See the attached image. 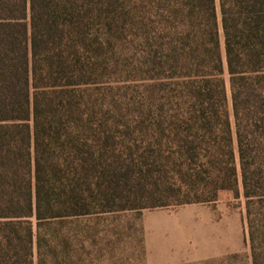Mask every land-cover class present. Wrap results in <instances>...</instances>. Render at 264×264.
Listing matches in <instances>:
<instances>
[{"label": "trees", "instance_id": "1", "mask_svg": "<svg viewBox=\"0 0 264 264\" xmlns=\"http://www.w3.org/2000/svg\"><path fill=\"white\" fill-rule=\"evenodd\" d=\"M224 191L264 264V0H0V264Z\"/></svg>", "mask_w": 264, "mask_h": 264}, {"label": "rangeland", "instance_id": "2", "mask_svg": "<svg viewBox=\"0 0 264 264\" xmlns=\"http://www.w3.org/2000/svg\"><path fill=\"white\" fill-rule=\"evenodd\" d=\"M115 85L118 93H127L123 78ZM63 232L65 264H253L246 200L233 191L214 202L74 218Z\"/></svg>", "mask_w": 264, "mask_h": 264}]
</instances>
